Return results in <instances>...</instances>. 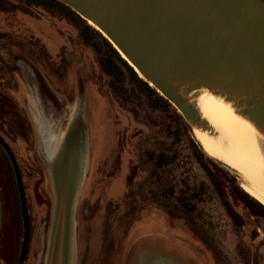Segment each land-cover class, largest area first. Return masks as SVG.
<instances>
[{
  "label": "rangeland",
  "instance_id": "rangeland-1",
  "mask_svg": "<svg viewBox=\"0 0 264 264\" xmlns=\"http://www.w3.org/2000/svg\"><path fill=\"white\" fill-rule=\"evenodd\" d=\"M82 24L68 11L0 4V132L24 173L25 264H48L58 205L53 174L67 147L80 176L67 215L66 264H264V216L231 194L252 181L209 156L186 119L160 104L100 34L79 36ZM44 118L56 125L54 136ZM255 139L264 186V135ZM15 194L0 154V264L20 256Z\"/></svg>",
  "mask_w": 264,
  "mask_h": 264
},
{
  "label": "water",
  "instance_id": "water-1",
  "mask_svg": "<svg viewBox=\"0 0 264 264\" xmlns=\"http://www.w3.org/2000/svg\"><path fill=\"white\" fill-rule=\"evenodd\" d=\"M59 1L91 21L139 76L172 103L192 127L205 128L207 124L184 91L202 85L232 99L239 113L264 133V0ZM0 145L16 177L24 226L18 264H25L31 219L23 177L14 152L1 135ZM61 153L59 160L66 154H75L71 147ZM75 170L72 189L80 176L78 167ZM57 193L48 264H66L72 192L67 208L61 206L58 190ZM1 225L0 204V233ZM70 254L71 251L69 261Z\"/></svg>",
  "mask_w": 264,
  "mask_h": 264
},
{
  "label": "bare ground",
  "instance_id": "bare-ground-1",
  "mask_svg": "<svg viewBox=\"0 0 264 264\" xmlns=\"http://www.w3.org/2000/svg\"><path fill=\"white\" fill-rule=\"evenodd\" d=\"M184 94L207 124L205 128L196 125L192 127L203 150L251 180V185L242 184V187L264 204V186L260 183L262 158L255 139L257 134L264 135L263 131L240 114L238 105L226 95L202 85L191 86ZM44 123L46 128L50 127L54 136L49 119L44 118ZM75 158V155L66 154L55 166L59 202L66 208L70 203L72 179L77 177Z\"/></svg>",
  "mask_w": 264,
  "mask_h": 264
},
{
  "label": "trees",
  "instance_id": "trees-1",
  "mask_svg": "<svg viewBox=\"0 0 264 264\" xmlns=\"http://www.w3.org/2000/svg\"><path fill=\"white\" fill-rule=\"evenodd\" d=\"M5 0H0V4H4ZM18 2H22L27 6L30 7H36V8H40L46 12H48L49 14H53L56 13L59 10L62 11H68L70 13H73L78 20H80L83 24L81 26H78V34L79 36H83L84 32L89 31L90 29L93 30V32L100 34L105 42L107 43V45L110 48V51L112 52V56L113 57H117L120 61H122L125 65H127V67L132 71V73L150 90L153 92L156 100L162 104V105H166L169 107H172L174 109V111L178 114L179 117L183 118L182 115L177 111L176 107L170 103L165 97H163L156 88L152 87L149 85V82L145 81L143 78H141L138 73L134 70V68L126 61V59H124L119 51L113 46V44L106 38L104 37V35L102 34V32H100L98 29H96L94 26H92L91 24H89V22L84 19L82 16H80L75 10H73L70 6L66 5L65 3L59 1V0H17ZM108 69V68H107ZM109 71H113L112 68L110 67ZM112 73V72H111ZM0 135L6 140V142L9 144V146L11 147L12 151L14 152L16 158L17 154L15 152V149L13 148V146L8 142V140L2 135V133L0 132ZM194 145L197 147L196 142L194 141ZM0 154L4 157L5 161L7 162L11 172H12V182H13V186L15 188V198H16V203L18 204V208H19V212H20V218L23 219L22 217V212H21V204H20V198H19V193H18V188H17V183H16V177H15V173L13 170V166L12 163L10 161V158L7 154V152L5 151V149L0 145ZM18 164L22 173V177H23V182L25 185V181H24V173H23V169L21 164ZM221 191V190H220ZM224 194V190L221 191ZM232 196L238 200H240L248 209H250L254 214L256 215H262L264 216V204H262L258 199H256L254 196H252L251 194H249L246 190H244L239 184H236L233 187L232 190ZM227 201V200H226ZM228 206V210L229 213L231 214V216H233V218L236 220L237 219V212L230 206L229 201L226 204Z\"/></svg>",
  "mask_w": 264,
  "mask_h": 264
},
{
  "label": "flooded vegetation",
  "instance_id": "flooded-vegetation-1",
  "mask_svg": "<svg viewBox=\"0 0 264 264\" xmlns=\"http://www.w3.org/2000/svg\"><path fill=\"white\" fill-rule=\"evenodd\" d=\"M52 122H53V120H52ZM51 122V123H52ZM53 131H54V133L56 134V131H57V129H56V125L54 126L53 125ZM2 221H3V216H2ZM1 232H2V225H1ZM1 234V233H0ZM1 236V235H0Z\"/></svg>",
  "mask_w": 264,
  "mask_h": 264
},
{
  "label": "crops",
  "instance_id": "crops-1",
  "mask_svg": "<svg viewBox=\"0 0 264 264\" xmlns=\"http://www.w3.org/2000/svg\"><path fill=\"white\" fill-rule=\"evenodd\" d=\"M146 257H150L149 255H146ZM150 258H153V256L152 257H150Z\"/></svg>",
  "mask_w": 264,
  "mask_h": 264
}]
</instances>
